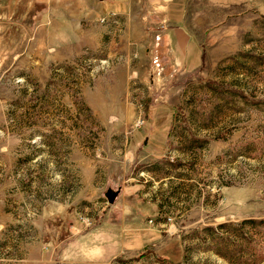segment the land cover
<instances>
[{"label":"rangeland","instance_id":"obj_1","mask_svg":"<svg viewBox=\"0 0 264 264\" xmlns=\"http://www.w3.org/2000/svg\"><path fill=\"white\" fill-rule=\"evenodd\" d=\"M28 1L0 11V264H73L107 222L162 231L122 264H264V0H188L191 71L114 12L30 23Z\"/></svg>","mask_w":264,"mask_h":264},{"label":"crops","instance_id":"obj_2","mask_svg":"<svg viewBox=\"0 0 264 264\" xmlns=\"http://www.w3.org/2000/svg\"><path fill=\"white\" fill-rule=\"evenodd\" d=\"M22 2L23 0H0V11L8 12L11 18V21L3 23H17L14 16L22 7ZM27 6L30 7V23H101V15L114 12L116 21L111 23H115V27L119 29H125L123 37L127 35L130 38L127 30L131 23H138L140 28H144V32L138 34L141 36L138 41H143L145 37L147 40L148 36L151 37L150 33L153 36L158 33L161 44L166 47V57L169 56L177 67L191 71L202 63V40L190 28H202L206 23L198 12L194 16L190 14L188 0H29ZM101 27L110 29L112 25ZM95 29L101 31L97 24ZM106 225L107 227L84 230L70 239L64 246L63 254L72 258L73 264H122L119 260L123 254L138 253L140 247L147 250L162 235L161 230L140 234L144 229L140 225L137 228L124 225L115 228L110 222ZM127 235L133 237L128 243ZM141 260L137 263L163 264L155 261L152 254Z\"/></svg>","mask_w":264,"mask_h":264},{"label":"water","instance_id":"obj_3","mask_svg":"<svg viewBox=\"0 0 264 264\" xmlns=\"http://www.w3.org/2000/svg\"><path fill=\"white\" fill-rule=\"evenodd\" d=\"M116 194H117L116 191L109 189L106 192V197H107L108 202L112 203L114 201V198L116 197Z\"/></svg>","mask_w":264,"mask_h":264},{"label":"trees","instance_id":"obj_4","mask_svg":"<svg viewBox=\"0 0 264 264\" xmlns=\"http://www.w3.org/2000/svg\"><path fill=\"white\" fill-rule=\"evenodd\" d=\"M146 253V252H145ZM158 261L161 263H167V264H175V262L171 261V259L168 256H161V258L158 257Z\"/></svg>","mask_w":264,"mask_h":264},{"label":"built area","instance_id":"obj_5","mask_svg":"<svg viewBox=\"0 0 264 264\" xmlns=\"http://www.w3.org/2000/svg\"><path fill=\"white\" fill-rule=\"evenodd\" d=\"M107 16L105 17V20L107 19V17H112L113 18V12L112 13H108V14H106ZM103 18V17H102ZM156 38H158V37H156Z\"/></svg>","mask_w":264,"mask_h":264}]
</instances>
